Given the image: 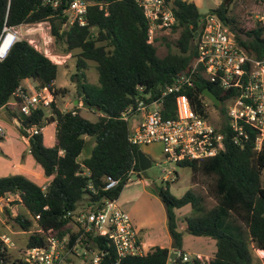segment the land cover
<instances>
[{"label": "trees", "instance_id": "trees-1", "mask_svg": "<svg viewBox=\"0 0 264 264\" xmlns=\"http://www.w3.org/2000/svg\"><path fill=\"white\" fill-rule=\"evenodd\" d=\"M73 1L0 0V39L8 28L49 23L51 36L55 43L63 46V53L78 52L73 55L77 59L73 80L77 81L79 99L78 104L73 103V108L67 112L57 105L59 97L66 99L70 95L67 88L56 86L60 66L28 41L17 42L0 62V110H11L8 104L26 80H32L38 90L48 88L54 96L49 116L44 108L30 117L20 118L13 114L20 118V133L29 139L30 155L50 179L46 190L24 176L0 177V198L8 193L18 194L20 204L29 213V217H12L26 233L34 227L32 218L40 216L37 224L41 229L63 236L71 230L70 219L66 218L69 213L82 207L99 208L108 199L120 198L129 185V172L134 169L137 176L142 174L138 158L140 148L129 142V123L122 119L123 113L142 94L151 92L157 96L180 76H191L197 59L196 36L202 30L203 15L194 3L168 0L176 17L173 30L180 31V36L174 44L176 50L164 38L168 53L161 58L157 48L149 43V23L134 0H88L95 5L88 8L87 26L65 27L68 21L65 10ZM53 2H58L59 6L54 7ZM232 4L233 0H223L210 13L236 34L241 46L257 59H264V23L256 20L249 30L241 28L231 14ZM89 63L95 64L97 84L87 81ZM196 77L197 80L184 86L179 94L188 97L193 111L201 117L209 118L211 105L224 118L220 122L224 125L227 96L208 83L201 71ZM206 88L221 100L222 108L203 96ZM175 99L174 94L165 96L164 118H175ZM83 108L97 113V120L86 118ZM52 123H56L57 132L55 145L51 148L45 146L41 132L36 135L28 132L34 128L42 130ZM87 138L94 139L95 147L90 156L80 160ZM177 166L190 169L193 182L198 175L213 180L210 192L216 206L207 210L203 199L192 191L180 199L174 197L169 182L165 187H158L157 195L167 210L171 249L154 247L145 256L128 257L120 264H167L172 252L185 254L176 212L188 206L191 215L184 220L186 231L197 238L214 240L216 252L207 263L197 257L184 263L178 257L175 264H253L251 248L264 251V145L257 153L253 138L244 149L228 142L226 150L214 158L183 160ZM109 177L120 182L114 190L106 191ZM96 241L108 252L105 263L115 264L116 255L106 240L99 238ZM25 243L29 247L43 245L44 238L40 234H31Z\"/></svg>", "mask_w": 264, "mask_h": 264}, {"label": "built area", "instance_id": "built-area-1", "mask_svg": "<svg viewBox=\"0 0 264 264\" xmlns=\"http://www.w3.org/2000/svg\"><path fill=\"white\" fill-rule=\"evenodd\" d=\"M143 10L149 23V43H154L156 30H171L176 25V17L168 0H134ZM95 5L88 0H74L65 15V27L78 24L87 26L88 8ZM58 7V2H53ZM103 9V5H100ZM264 21L263 17H257ZM202 30L196 36L197 59L192 66L191 76H180L167 86L159 95L151 92L142 94L134 105L122 115L129 123V142L138 148L161 145L168 161L178 163L183 160L204 161L224 152L227 143L241 149L254 139L255 151L259 153L264 145V59H257L240 45L236 34L218 17L204 15ZM12 36L13 46L21 41L15 28H8L0 39V49L5 40ZM12 46V47H13ZM11 47V48H12ZM10 48V49H11ZM10 51V50H9ZM0 54V62L9 53ZM201 71L204 79L222 90L226 99V120L224 125H215L209 118L197 115L188 97L179 94L184 86L191 85L196 73ZM143 92V89H139ZM176 95L175 118L163 116V101L167 95ZM54 101L48 88L29 91L20 86L14 99L8 105L17 108L24 117H30L39 109H50ZM135 119L134 125L130 122ZM39 134L37 128L28 131ZM137 172H129V183ZM119 180L107 178L106 191L114 190ZM47 186L42 189L45 191ZM20 200L16 193H8L0 198V203L12 204ZM47 209V208H46ZM71 230L63 236H56L51 230L41 229L33 219L34 227L24 235L40 234L43 245L29 247L20 245L13 234L0 232V264H106L108 252L98 242L104 238L108 247L114 250L116 263L128 257L145 256L146 250L140 239V232L129 213L124 210L118 199H108L99 208L82 207L69 213ZM184 263L192 257L175 252ZM203 262L208 260L195 256ZM167 264H175L169 259Z\"/></svg>", "mask_w": 264, "mask_h": 264}, {"label": "rangeland", "instance_id": "rangeland-1", "mask_svg": "<svg viewBox=\"0 0 264 264\" xmlns=\"http://www.w3.org/2000/svg\"><path fill=\"white\" fill-rule=\"evenodd\" d=\"M186 1L196 4L203 16L210 14L213 9L220 6L223 2V0ZM231 14L235 18L237 25L245 30H249L254 27L256 20H258L257 17L264 18V2H256L255 0H233ZM258 21L260 22V20ZM261 22L264 23V21ZM15 29L21 40L28 41L52 62L60 66L56 85L58 88H67L70 95L66 99L59 97L57 99V105L63 112L70 111L74 106L73 103L79 99L76 87L77 81L75 79L73 80V76L76 73L77 61L73 55L78 52L76 51L68 55L64 54L63 46L55 43V40L51 36V26L49 23L22 25ZM179 36L180 31L174 32L173 29L156 30L154 32L153 45L157 48L158 56L162 58L168 53L164 38L167 39V41L173 45V49L176 50L174 44L179 39ZM86 77L88 82L94 84L98 83V74L94 63H89ZM46 112L47 116H49L51 111L48 109ZM209 112V119L215 125H221L224 118L220 112L211 105H209ZM2 113L5 112L3 111ZM82 113L86 118L92 121L97 120L99 116L97 113H93L85 108L82 109ZM134 122L135 119L130 122V125L133 126ZM46 138L48 141L49 130L46 131ZM94 147V139L87 138V145L80 160L90 156ZM140 150L151 159L152 166L147 170V177H145L143 173L141 176L133 177V182L129 183L123 190L119 204L129 213L134 224L135 219L138 222V226L136 227L144 240L143 246L145 250L149 252L152 249L150 246L158 245V247L167 248L170 241L167 228V210L157 195L158 187H165L166 183L169 182L171 194L178 199L182 198L187 192L192 191L203 199V205L207 210L214 208L217 202L210 192V187L213 184L212 179L204 175H198L193 182L191 170L180 168L176 163L168 161L163 153V147L161 145L155 144L145 146L141 147ZM262 179L264 183V172ZM19 201L20 200H16L12 204L0 203V231L13 234L14 239L20 245H24L28 235L22 234L21 229L12 219V217L18 215L29 217V213ZM176 214L178 229L183 234V250L190 255L211 258L216 252V242L209 238L194 237L186 231L184 220L191 215V208L188 206L177 211ZM239 226L246 230L242 224H239ZM228 232L232 234L231 230ZM243 239H246V236H243ZM251 250L254 257L253 264H264V252L262 253V251L253 248H251ZM173 258L175 259V257Z\"/></svg>", "mask_w": 264, "mask_h": 264}, {"label": "crops", "instance_id": "crops-1", "mask_svg": "<svg viewBox=\"0 0 264 264\" xmlns=\"http://www.w3.org/2000/svg\"><path fill=\"white\" fill-rule=\"evenodd\" d=\"M22 86L29 91L37 90L36 84L32 80H26L25 82H23ZM76 103L78 104V101H76L75 104ZM79 107L81 108L82 104H80ZM3 111L5 113H2ZM13 114L17 115L20 118L22 117L19 110L14 107H11L10 111H7L6 109L0 110V177L4 178L10 176H24L41 188H43L44 186H48L50 179L45 177L44 169L42 168V166L37 163L30 155L29 139L24 137L20 133V130L22 129L20 118L14 117ZM47 130H49L48 141L46 138ZM56 132V123H52L41 130L46 147L51 148L55 145ZM118 200L120 201V198ZM134 221L136 226H138V222L136 221V219ZM140 239H142L144 244V240L141 236ZM171 246L172 240L170 237L169 245L167 246V248L171 249ZM154 247H158V245L150 246V248ZM263 252L264 251H262V253ZM146 253H148L147 250ZM185 254H188L191 257H195L194 255H190L186 252ZM204 258H206L208 261L210 260V258L208 257Z\"/></svg>", "mask_w": 264, "mask_h": 264}, {"label": "water", "instance_id": "water-1", "mask_svg": "<svg viewBox=\"0 0 264 264\" xmlns=\"http://www.w3.org/2000/svg\"><path fill=\"white\" fill-rule=\"evenodd\" d=\"M193 80H197V77L194 76ZM202 94L207 100L216 105L218 108L222 107L221 100L211 91L210 88H206ZM75 105H77V103ZM138 158L141 172L145 177H147V170L152 166V161L142 150H139ZM176 255L177 254L175 252L171 253L170 259L175 261ZM173 257H175V259Z\"/></svg>", "mask_w": 264, "mask_h": 264}, {"label": "bare ground", "instance_id": "bare-ground-1", "mask_svg": "<svg viewBox=\"0 0 264 264\" xmlns=\"http://www.w3.org/2000/svg\"><path fill=\"white\" fill-rule=\"evenodd\" d=\"M13 38L12 36H9L5 42L3 43V45L1 46V49H0V54H4L5 52L9 51L10 48L13 46ZM56 60V58H55ZM57 61V60H56ZM61 63V62H60ZM59 63V64H60Z\"/></svg>", "mask_w": 264, "mask_h": 264}]
</instances>
